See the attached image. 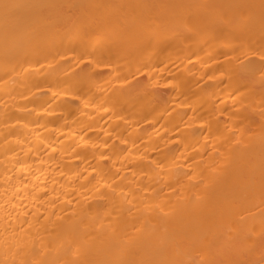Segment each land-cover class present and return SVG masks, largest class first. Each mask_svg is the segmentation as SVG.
I'll use <instances>...</instances> for the list:
<instances>
[{
  "label": "bare ground",
  "instance_id": "obj_1",
  "mask_svg": "<svg viewBox=\"0 0 264 264\" xmlns=\"http://www.w3.org/2000/svg\"><path fill=\"white\" fill-rule=\"evenodd\" d=\"M0 264H264V0H0Z\"/></svg>",
  "mask_w": 264,
  "mask_h": 264
},
{
  "label": "rangeland",
  "instance_id": "obj_2",
  "mask_svg": "<svg viewBox=\"0 0 264 264\" xmlns=\"http://www.w3.org/2000/svg\"><path fill=\"white\" fill-rule=\"evenodd\" d=\"M253 236H254V234H250V235H249V237H253Z\"/></svg>",
  "mask_w": 264,
  "mask_h": 264
}]
</instances>
